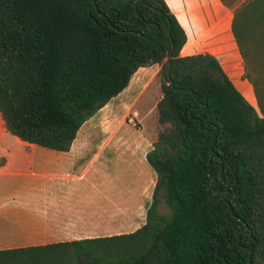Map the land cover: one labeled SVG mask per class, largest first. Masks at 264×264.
Returning a JSON list of instances; mask_svg holds the SVG:
<instances>
[{
  "label": "trees",
  "instance_id": "1",
  "mask_svg": "<svg viewBox=\"0 0 264 264\" xmlns=\"http://www.w3.org/2000/svg\"><path fill=\"white\" fill-rule=\"evenodd\" d=\"M219 1L258 113L213 56H179L186 37L163 0H0V117L21 145L68 150L151 65L162 127L139 228L0 250V264H264V100L244 69L264 54V0Z\"/></svg>",
  "mask_w": 264,
  "mask_h": 264
},
{
  "label": "crops",
  "instance_id": "2",
  "mask_svg": "<svg viewBox=\"0 0 264 264\" xmlns=\"http://www.w3.org/2000/svg\"><path fill=\"white\" fill-rule=\"evenodd\" d=\"M163 1L186 37L179 56H213L254 107L252 87L242 79L243 62L230 33L231 11L219 0ZM133 75L117 96L130 88ZM91 118L68 150L60 152L21 145L0 117V250L128 234L144 223L154 172L143 168L145 179L136 189L133 175L122 182L109 173L105 177L107 162L117 163L129 153L133 157L134 149L77 144Z\"/></svg>",
  "mask_w": 264,
  "mask_h": 264
},
{
  "label": "rangeland",
  "instance_id": "3",
  "mask_svg": "<svg viewBox=\"0 0 264 264\" xmlns=\"http://www.w3.org/2000/svg\"><path fill=\"white\" fill-rule=\"evenodd\" d=\"M244 69L253 81L259 82V98L263 101L264 54L256 51L246 58ZM158 70V65H151L135 73L130 88L109 100L98 110L89 123L82 127L76 141L77 144L134 149L133 157L129 153L121 157L117 163L115 160L107 162L106 165L110 167L104 176L107 177L109 173L110 178L118 177L122 182L133 175L135 189L145 179L143 168L149 169L142 156L151 149L158 132L162 129L157 123L155 110V104L161 96ZM254 109L258 113L256 103ZM157 210L162 215L169 214L162 202L158 204Z\"/></svg>",
  "mask_w": 264,
  "mask_h": 264
}]
</instances>
